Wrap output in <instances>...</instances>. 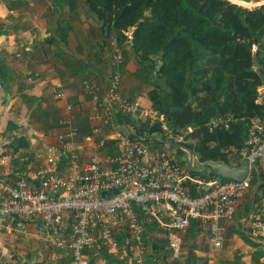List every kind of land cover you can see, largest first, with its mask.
Listing matches in <instances>:
<instances>
[{
    "label": "built area",
    "instance_id": "built-area-1",
    "mask_svg": "<svg viewBox=\"0 0 264 264\" xmlns=\"http://www.w3.org/2000/svg\"><path fill=\"white\" fill-rule=\"evenodd\" d=\"M123 62L122 51L114 47L107 80L81 83L93 104L90 119L97 123L82 137L87 145L95 144L103 128H110L109 136H115L117 117L157 119L154 111L123 96ZM255 103L264 107V85L257 88ZM72 107L68 104L66 109ZM234 121L231 116L216 117L207 126L227 130ZM161 122L168 141L164 146L152 147V139L144 135L121 140L117 155L93 150L85 160L78 150V130L71 118L64 116L58 121L64 131L55 143L42 147V162L37 167L15 169L0 157V231L25 237L33 225L40 229L45 243L69 251L73 264H89L87 252L97 247L116 251L121 235L130 249L144 253L145 222L155 225L172 257L177 258L191 223L197 222L207 234L210 250L218 252L225 241L224 225L235 218L256 173L262 186L254 192L241 231L245 233L251 225L253 238L264 244V118L256 116L244 123V146L239 156L250 169L241 181L206 176L201 170L204 164L195 168L188 149L189 162L181 164L169 141L183 144V136H172Z\"/></svg>",
    "mask_w": 264,
    "mask_h": 264
},
{
    "label": "trees",
    "instance_id": "trees-1",
    "mask_svg": "<svg viewBox=\"0 0 264 264\" xmlns=\"http://www.w3.org/2000/svg\"><path fill=\"white\" fill-rule=\"evenodd\" d=\"M229 1L245 7L252 4ZM229 1L86 0L88 9L109 26L115 47L123 55L130 52L135 58L138 75L150 88L146 93L149 108L163 117L172 136H183V144L169 141L174 145L181 164H184L185 150L188 149L198 164L221 162L229 167H240L244 123L256 116L264 118V107L255 103L257 88L264 85V4L244 8ZM130 32L132 38L127 35ZM2 62L0 56V88L6 89L7 74ZM227 116L235 119L229 129L208 128L210 119ZM118 118L123 120L129 116ZM87 125L83 129L74 125L78 139L91 133ZM140 125L137 126L139 129H149L148 122ZM159 125V134L149 137L152 147L160 148L168 142L161 122ZM150 134V131L146 133ZM7 148L15 158L16 169L22 168L20 160L29 150L26 136L13 137ZM100 150L107 156L117 155L119 139L102 140ZM261 186L262 182L255 173L250 189L258 191ZM254 192L226 226L235 230L251 247L250 264H264L260 243L241 231ZM191 193L196 194L193 189ZM200 231L198 223L192 222L188 233L197 235ZM117 242L119 248L124 246L125 253L129 251L125 235L117 237ZM143 242L144 264H206V260L198 258L192 249L172 258L166 240L153 223H144ZM95 251L104 264H123L115 254H109L107 248L98 247L87 252L89 264H96ZM137 260L132 258V263ZM51 261L53 264H73L69 251L58 250ZM22 263L23 260H18V264ZM228 264H242L241 257L235 256Z\"/></svg>",
    "mask_w": 264,
    "mask_h": 264
},
{
    "label": "crops",
    "instance_id": "crops-1",
    "mask_svg": "<svg viewBox=\"0 0 264 264\" xmlns=\"http://www.w3.org/2000/svg\"><path fill=\"white\" fill-rule=\"evenodd\" d=\"M0 31L2 65L7 74V90L0 88V123L4 116L6 130L29 127V133L24 135L29 142L24 168H35L40 163L42 147L55 143L56 136L64 131L58 124L62 117L71 118L73 124L81 129L86 123L90 130L97 125L90 119L93 104L83 93L81 83L91 80L102 84L107 80L111 72L109 57L115 47L113 34L109 32V26L99 21L88 9L86 0H0ZM121 72L122 94L150 109L146 98L149 86L138 75L136 60L130 52L124 55ZM59 92L61 96H58ZM68 104L73 105L70 111L66 109ZM161 119L152 122L145 131L137 127L141 126L140 119L131 116L119 120L117 117L114 127L116 134L109 138L131 139L142 137L148 131L150 135L157 136ZM108 133V129H102L94 145H87L78 139L81 157L87 160L93 150L103 155L100 146L102 140L108 138L105 137ZM6 155L3 153L0 157L7 159ZM192 160L194 167L199 168L195 158ZM245 201L242 200L238 210ZM227 224L224 225L225 245L222 253L226 255L222 257L226 262L222 264L232 262L237 255L241 257L242 264H250L251 253L248 250H252L251 247ZM29 228L32 232L40 233V229L33 225ZM232 235L240 240L237 247L243 251L229 257L227 241ZM244 235L253 238L251 225L245 229ZM2 243L0 252L4 253L6 248ZM121 249L125 251L124 246ZM190 249L198 258L205 259L206 264H220L217 259L219 251L210 250L205 231L184 236L182 254H187ZM35 250L33 248L29 252ZM111 252L114 251H108L109 254ZM93 256L97 257L95 261L98 264L105 263L97 251ZM261 261L264 263V257ZM40 263L48 264L46 261L31 262Z\"/></svg>",
    "mask_w": 264,
    "mask_h": 264
},
{
    "label": "rangeland",
    "instance_id": "rangeland-1",
    "mask_svg": "<svg viewBox=\"0 0 264 264\" xmlns=\"http://www.w3.org/2000/svg\"><path fill=\"white\" fill-rule=\"evenodd\" d=\"M229 2L235 3L233 1H229ZM263 3H264V0H259V1L252 3L249 7H246V8H254ZM255 49L256 48L254 47L253 50ZM2 54H3V51L2 52L0 51V56ZM6 128H7L6 119L3 116L2 121L0 123V155H2L3 153H6L8 163L16 169L17 167L15 166L13 162L15 158L11 157L10 152L7 148V145L11 142L13 137L19 136L22 134L27 135L29 133L28 132L29 127L27 128V127L20 126L18 128L7 129V130ZM107 135H105V137H107ZM122 140L124 141L126 139L123 138ZM42 151L43 150L41 149V152ZM27 153L28 152H26V155H24L23 158L20 160V167L22 168H24V165H21V164L26 162L27 161L26 159H28ZM40 158H41L40 162H42V156H40ZM253 192H254V189H250L249 193L245 196V199L249 196L251 197V194ZM1 232H4V233H1ZM251 239H254L257 242H259L255 238H251ZM0 242L1 243L3 242L2 244L6 248V251L4 253L0 252V255H1L0 264H18V260H23V263L25 264H29L32 261H36L37 263L40 261H46L48 264H53V262L51 261V258L55 259L56 254L58 252L56 248L48 245L42 240V235L40 233H37L36 231L32 232L31 230L28 231V234L25 237L19 236L16 232H11L10 234H6V231L1 230L0 231ZM238 243H240V240L236 237H233V235L230 237L229 241H227V244H228L227 250L231 254V256L229 257H233V255H235V252L243 251V250L241 251L240 248L237 247ZM224 245H225V241H224L222 249L217 254V259L220 260V264H222L223 262H226V260H222L223 259L222 257L225 258L226 256L222 254L224 250ZM260 247L264 251V246L260 245ZM33 248H36V250L29 252L30 250H33ZM121 248L122 246L120 248L118 247L116 251H114L113 253L111 252L110 254H115L119 258V260L123 261V264H133L132 258L138 259L137 260L138 262L134 264H144V261L142 258V256L144 255L143 253L139 254L137 253V251H135L134 249H130V248H128L129 251L125 253V251L123 252ZM251 251L252 250L250 251L248 250V253L250 254ZM48 257L49 258L51 257L50 260ZM95 262L96 264H98L97 261Z\"/></svg>",
    "mask_w": 264,
    "mask_h": 264
},
{
    "label": "water",
    "instance_id": "water-1",
    "mask_svg": "<svg viewBox=\"0 0 264 264\" xmlns=\"http://www.w3.org/2000/svg\"><path fill=\"white\" fill-rule=\"evenodd\" d=\"M241 1H243L244 3H249L254 0H241ZM234 4H238V3H234ZM135 27H137V25H135ZM129 36L132 38V32ZM134 118H136V116H134ZM249 169L250 167L248 164H243L240 167H229L220 162L218 163L209 162L205 164V167L202 168L201 170L208 177L214 174L220 177L222 180L241 181L246 176Z\"/></svg>",
    "mask_w": 264,
    "mask_h": 264
},
{
    "label": "clouds",
    "instance_id": "clouds-1",
    "mask_svg": "<svg viewBox=\"0 0 264 264\" xmlns=\"http://www.w3.org/2000/svg\"><path fill=\"white\" fill-rule=\"evenodd\" d=\"M259 1V0H258ZM234 4V3H233ZM264 4V3H263ZM238 5V4H237ZM260 5H262V4H260ZM260 5H258V6H260ZM240 6V5H239ZM243 7V6H242ZM244 8H246V7H244ZM131 34V32L130 33H127V35H128V37L129 38H131L129 35ZM254 49V48H253ZM124 63V62H123ZM123 65V64H122ZM122 67V66H121ZM120 70H121V68H120ZM262 86V85H261ZM260 87V86H259ZM124 96V95H123ZM130 100V99H129ZM132 101H136V100H132ZM148 109V108H147ZM151 110V109H150ZM133 117L134 116H136V115H132ZM122 117H124V116H122ZM129 117H131V116H129ZM140 119L142 122H148L149 123V125H151L152 124V122H155L157 119H160V118H162V120H163V117L162 116H157V119H155V120H153V121H151V122H149L148 120H143V119H141V118H139V117H137L136 116V118L135 119ZM161 122V121H160ZM161 126H162V122H161ZM92 129V128H91ZM103 129H108V131H110V128H103ZM102 130V129H101ZM146 135V134H145ZM144 136V135H143ZM142 136V137H143ZM148 136H152V135H148ZM107 137H108V139H111V138H109V134L107 135ZM137 138V137H136ZM139 138V137H138ZM112 139H119V145H120V141L122 140V139H120V138H112ZM77 141H78V138H77ZM79 143V142H78ZM174 146V145H173ZM104 155V154H103ZM193 155V154H192ZM193 158H195L194 156H193ZM185 162H189V160L186 158V156L184 157V163ZM212 163H215V162H212ZM216 163H218V162H216ZM221 163V162H220ZM207 164V163H206ZM243 165V164H242ZM204 166H205V164H204ZM202 168H204V167H202ZM201 168V169H202ZM260 180V179H259ZM255 189V188H254ZM245 199V198H244ZM167 246V245H166ZM169 251V250H168ZM170 252V251H169ZM173 258V257H172Z\"/></svg>",
    "mask_w": 264,
    "mask_h": 264
},
{
    "label": "bare ground",
    "instance_id": "bare-ground-1",
    "mask_svg": "<svg viewBox=\"0 0 264 264\" xmlns=\"http://www.w3.org/2000/svg\"><path fill=\"white\" fill-rule=\"evenodd\" d=\"M241 3H243V4H248V3H244L243 1H241V0H239ZM255 2V0L254 1H251V2H249V3H254ZM241 6H243V5H241ZM243 7H245V6H243Z\"/></svg>",
    "mask_w": 264,
    "mask_h": 264
}]
</instances>
